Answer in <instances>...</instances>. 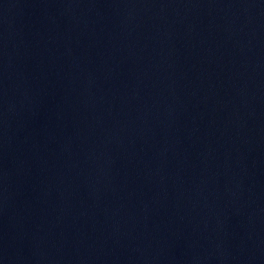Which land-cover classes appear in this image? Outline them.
Wrapping results in <instances>:
<instances>
[{
	"label": "water",
	"instance_id": "1",
	"mask_svg": "<svg viewBox=\"0 0 264 264\" xmlns=\"http://www.w3.org/2000/svg\"><path fill=\"white\" fill-rule=\"evenodd\" d=\"M0 264H264V0H0Z\"/></svg>",
	"mask_w": 264,
	"mask_h": 264
}]
</instances>
